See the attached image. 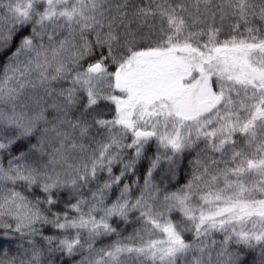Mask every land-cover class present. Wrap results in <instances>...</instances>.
I'll list each match as a JSON object with an SVG mask.
<instances>
[{"label":"snow or ice","instance_id":"obj_1","mask_svg":"<svg viewBox=\"0 0 264 264\" xmlns=\"http://www.w3.org/2000/svg\"><path fill=\"white\" fill-rule=\"evenodd\" d=\"M0 264H264V0H0Z\"/></svg>","mask_w":264,"mask_h":264},{"label":"trees","instance_id":"obj_2","mask_svg":"<svg viewBox=\"0 0 264 264\" xmlns=\"http://www.w3.org/2000/svg\"><path fill=\"white\" fill-rule=\"evenodd\" d=\"M129 231H131V229H129Z\"/></svg>","mask_w":264,"mask_h":264}]
</instances>
